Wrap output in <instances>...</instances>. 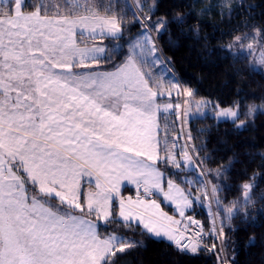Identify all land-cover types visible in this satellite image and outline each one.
<instances>
[{
  "label": "snow or ice",
  "instance_id": "6c2138e0",
  "mask_svg": "<svg viewBox=\"0 0 264 264\" xmlns=\"http://www.w3.org/2000/svg\"><path fill=\"white\" fill-rule=\"evenodd\" d=\"M0 3V264H116L139 241L101 236L99 228L113 223L166 238L183 254L215 249L203 248L202 226L185 214L193 200L215 197L217 187L209 192L205 185L192 198L171 179L165 190L159 170L160 164L180 169L192 163L186 145L179 153L176 140L161 146L157 114L181 104L161 106L164 86L145 70L150 59L160 62L156 41L168 22L154 21L152 8L133 13L140 31L126 38L119 0ZM137 7L142 13L145 5ZM85 33L100 43L80 47L77 34ZM105 40L124 41L127 52ZM175 87L169 85L167 96ZM183 94L193 96L187 89ZM257 111L253 105L243 115ZM241 115L239 105L217 113L244 128ZM85 177L94 185L86 193ZM125 183L135 185V199L121 194ZM252 188L241 187L245 205ZM157 196L174 204L181 219L163 211ZM238 211L228 208L227 219ZM213 229L217 238L224 235L223 222L215 231V216Z\"/></svg>",
  "mask_w": 264,
  "mask_h": 264
},
{
  "label": "trees",
  "instance_id": "16d2710c",
  "mask_svg": "<svg viewBox=\"0 0 264 264\" xmlns=\"http://www.w3.org/2000/svg\"><path fill=\"white\" fill-rule=\"evenodd\" d=\"M119 3L121 11L126 14V38L140 31L134 23L133 13L147 15L152 8L154 21L163 18L168 22L166 30L156 41L162 66L176 77L184 90L193 92L192 97L184 95L185 107L190 106L195 111L196 101H208L205 104L207 111L191 118L186 129L187 140L201 168L186 169L182 165L176 169L159 165L169 178L178 182L186 192H191L192 198L199 197L205 185L217 187L215 200L220 202L219 205L216 202V206L223 222L222 237L213 235L205 201L193 200L188 213L198 216L204 223L207 238L203 248L211 249L212 241L219 246L222 240L225 244L222 248H225L231 264H264V70H261L264 65L260 63V53L254 56L247 50L248 40L254 39L252 44L264 54V32L259 31L264 30V0H119ZM141 3L145 5L142 13L137 7ZM241 3L243 8L239 7ZM177 17H182L183 22H174ZM122 50L127 51V46ZM108 67L104 64V68ZM155 69L159 70L161 66L148 72L154 75ZM236 105L240 106L244 128H237L231 120H218L212 114L219 107ZM253 105L259 111L253 116L243 115ZM176 118L177 114L160 112L162 147L165 139L168 145L171 142L173 134L168 130L177 133L180 130L171 128ZM163 154L161 152V156ZM243 184L253 185L251 202L247 205L241 193ZM124 191L133 193L134 190L126 188ZM154 198L173 212L172 206L161 196ZM228 208L239 209L231 220L227 219ZM220 227L221 224L219 230ZM99 232L102 236L118 234L139 241L138 247L119 255L116 264L222 262L218 255H223L221 247L217 252L201 250L195 255L183 254L171 242L141 234L136 228L128 231L113 223L107 228H99Z\"/></svg>",
  "mask_w": 264,
  "mask_h": 264
},
{
  "label": "rangeland",
  "instance_id": "374dc122",
  "mask_svg": "<svg viewBox=\"0 0 264 264\" xmlns=\"http://www.w3.org/2000/svg\"><path fill=\"white\" fill-rule=\"evenodd\" d=\"M4 3H6V0H4ZM0 5H2V7H3V3H0ZM78 33H79V30H78ZM77 41H78L80 47H85V46L91 47L94 43H100L99 40L92 41L91 39H89L88 36H87V33H85L84 37H81L79 34H77ZM117 43L121 44L122 46H125V47L127 46L128 47V45H126L124 43V41H123V43H122V41H118ZM252 43H254V39H249L248 43H247L248 44V46H247L248 49L247 50L251 51L254 54V56H256V55H258V53H260V57H262V53L260 51H257L256 47ZM104 44L107 45V47L112 48L115 43H113V45H111L109 43V41L105 40ZM123 52L126 53L127 51H123ZM160 66H161V69H159V70L155 69L156 71H155V74L153 75L154 79L156 81L160 82L164 86L163 90H165V97H161L160 98V101H159L160 105L163 106L165 104L171 103V104H173V106H175L177 103L181 104V109L177 110V109H175V107H173V109H171L169 111H161L164 114H177V118H176L177 120L174 123L171 124V128L178 127L180 130L178 131V133L175 132V130H168V131H170V133L172 132V134H173V135H171V142L169 143V147L171 148V145H172V142H173L172 138H174V140H176V138H177L178 141L177 140L176 141H177V152L178 153H179L180 149L182 147H184L185 145L187 146L188 149L191 150V147L189 145V141L187 140V136H186V134H187L186 133L187 126H188L191 118H193L195 116H200V115L204 114L207 111V107L205 106V104H207L208 101L205 100V99H200V100L196 101L195 104L197 105V109L195 111L193 109H191L190 106L185 107V103H184L185 100H184V94H183V90L184 89H183L182 85L179 83V81H177L176 77L173 76L172 74H170V72H168L166 67L162 66L161 59H160V62H158L156 65H152L151 64V59H150L149 60V65L146 67L145 70L146 71H150L154 67L159 68ZM172 84H175L177 87L171 89V96L169 97V96H167V90L169 89V85H172ZM180 93L182 94V96H181ZM225 108H232V107H219L217 109V111L212 112V114L218 120H231V119H226V118H222V117H218L217 116L218 111L220 109H225ZM179 111H181V113ZM158 114L160 115V112ZM170 121H168V123ZM177 134H178V136H177ZM190 155L192 157L191 166H189V163L187 161H185L182 164L184 166V168H186V169L201 168L200 164L198 163L197 157L193 153L192 150L190 151ZM170 179H172V178H170ZM172 181H174V183L178 184L180 186V188L184 189L174 179H172ZM207 190L209 192L211 190V187H210L209 184H208ZM200 196H201V194H200ZM215 197H212L211 195H209V196L203 198L202 202L205 201V203H206L205 208L207 209V211L209 213V217H211L212 228H213V217L215 216V231H218L219 230V224H221V222H222V218L220 217V213L217 210ZM189 208H191V206ZM215 210H217V213H216ZM213 232H214V229H213ZM116 235H118V234H116ZM219 242H220L219 246H217L216 242L212 241V243L216 245V248L212 249V250L217 252L220 247L222 248L223 246H225V244H224V242L222 240L219 241ZM210 248H211V246H210ZM222 251H223V254H224L225 248ZM218 255L222 258V262L225 261L223 255L221 253H219ZM223 263H225V262H223Z\"/></svg>",
  "mask_w": 264,
  "mask_h": 264
},
{
  "label": "crops",
  "instance_id": "0c3cea01",
  "mask_svg": "<svg viewBox=\"0 0 264 264\" xmlns=\"http://www.w3.org/2000/svg\"><path fill=\"white\" fill-rule=\"evenodd\" d=\"M158 103L160 104V102H159V99H158ZM157 119H158V124H159V114H157ZM159 130H160V125H159ZM159 139H160V131H159V137H158ZM159 170H160V172L163 174V177H164V181H163V184H164V186H165V190H167V188H166V182H167V180L168 179H170L161 169H160V167H159ZM172 180V179H171ZM89 178H87V177H85L84 178V180L82 181V184H83V191L86 193V192H88V191H90V190H94V185H91V184H89ZM174 182V181H173ZM126 188H130V189H133L134 191H133V193H131V192H125L124 190L126 189ZM121 194L125 197V198H128V197H132L133 199H135V197H136V195H137V190H136V187H135V185H132V184H127V183H125L122 187H121ZM162 197V196H161ZM153 199H156V198H154V197H152ZM163 198V197H162ZM156 201H157V203L158 204H160V206H161V209L163 210V211H165V212H167L168 213V215H170V216H173L175 219H177V220H180L181 219V217L177 214V212L175 211V205L174 204H170L169 202H167V201H164L165 203H167L168 205H170V206H172V209H173V212H170V211H168L163 205H162V203L158 200V199H156ZM192 209V205H191V208H189V209H187L186 210V214H185V216L189 213V211ZM89 219H92L91 217H89ZM184 223H185V219H184V221H183ZM102 236V235H101ZM160 239H165V240H167L166 238H163V237H161ZM168 241V240H167Z\"/></svg>",
  "mask_w": 264,
  "mask_h": 264
},
{
  "label": "built area",
  "instance_id": "2783aa9c",
  "mask_svg": "<svg viewBox=\"0 0 264 264\" xmlns=\"http://www.w3.org/2000/svg\"><path fill=\"white\" fill-rule=\"evenodd\" d=\"M187 217H190L192 220L197 221L199 223V225L202 226V236H203V240L201 241V244H202V246H205L206 247V244H205L206 243V232H205L204 223L202 222V220L198 216H196L194 214H188V215H186V218ZM187 222H188L187 219H185V224ZM197 230H198V228H197V225L196 224H192V225L189 226V232H193L194 233ZM223 257L225 259V261H223V262H225V263L221 262L220 264H231L227 260L226 255H225V252L223 254Z\"/></svg>",
  "mask_w": 264,
  "mask_h": 264
}]
</instances>
